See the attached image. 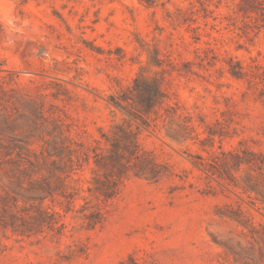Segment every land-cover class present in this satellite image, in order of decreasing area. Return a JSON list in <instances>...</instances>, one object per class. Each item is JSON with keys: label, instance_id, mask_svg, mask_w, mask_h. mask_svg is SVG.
<instances>
[{"label": "rangeland", "instance_id": "rangeland-1", "mask_svg": "<svg viewBox=\"0 0 264 264\" xmlns=\"http://www.w3.org/2000/svg\"><path fill=\"white\" fill-rule=\"evenodd\" d=\"M239 2L0 0V77L14 76L12 86L30 100L17 109L1 106L0 129L38 150L55 143L95 147L96 140L106 147V135L129 120L110 97L132 86L141 68L161 84L164 107L178 104L200 125L193 140L178 144L164 129L147 128V117L133 122L143 151L164 175L127 180L103 205L107 220L95 229L74 212L60 239L22 240L0 228V264H236L230 249L248 257L255 244L249 225L264 223L256 194L250 198L193 164L196 155L234 147L264 154V70H257L264 67V27L240 14ZM155 50L161 68L147 64ZM234 62L259 75L234 78ZM206 129L218 133L214 140H206ZM94 161L85 166V190ZM233 173L263 190L259 170ZM81 195L91 207L100 203L87 191ZM76 204L79 210L85 201Z\"/></svg>", "mask_w": 264, "mask_h": 264}, {"label": "trees", "instance_id": "trees-1", "mask_svg": "<svg viewBox=\"0 0 264 264\" xmlns=\"http://www.w3.org/2000/svg\"><path fill=\"white\" fill-rule=\"evenodd\" d=\"M205 2L204 10L209 12V5ZM238 12L245 18L260 21L264 27V0H240ZM147 64L158 68L163 66L158 51L149 53ZM145 70L141 68L132 86L122 88L117 96L110 97L111 103L129 120L115 125L112 136L106 135V147H102V141L96 140L95 147L83 142L75 143L77 147L55 143L50 148L43 146L38 150L34 148V142L0 129V228L3 231H10L22 240L48 236L60 239L68 228L65 217L71 212L79 214L88 229H95L103 226L107 220L103 205L118 198L127 180L134 177L156 182L164 175L160 165L143 151L139 132L134 129L133 122H144L147 117V128L154 126L164 129L165 136L178 144L193 140L198 135L197 126L200 125H196L193 115L178 104L167 103L164 107L166 96L161 91V84L158 80L150 79ZM257 70L261 74L264 67L258 66ZM229 72L236 79L259 75L254 71L249 74L238 62L230 65ZM13 82L14 76L0 77V107L13 106L17 109L30 103L12 86ZM249 82L256 83L255 79ZM159 108H163L164 113ZM158 120L163 123L162 128ZM204 132L208 134V141L214 140L218 134L210 129ZM92 158L97 169L93 170L95 175L85 190L82 185L85 166L90 164ZM195 158L197 161L193 164L211 177L218 176L222 181L230 182L250 198L254 192V206L259 211L264 210V187L261 190L248 180L243 184L233 173L248 166L259 170L264 179L263 153L234 147L220 153L213 152L208 158L202 155ZM85 191L100 203L89 206L88 197L81 195ZM79 198L85 204L78 210L76 202ZM249 228L255 244L249 249L248 257L230 249L234 262L264 264V246L259 242L264 244V223L259 226L252 223Z\"/></svg>", "mask_w": 264, "mask_h": 264}, {"label": "clouds", "instance_id": "clouds-1", "mask_svg": "<svg viewBox=\"0 0 264 264\" xmlns=\"http://www.w3.org/2000/svg\"><path fill=\"white\" fill-rule=\"evenodd\" d=\"M9 23H11V21H9Z\"/></svg>", "mask_w": 264, "mask_h": 264}]
</instances>
